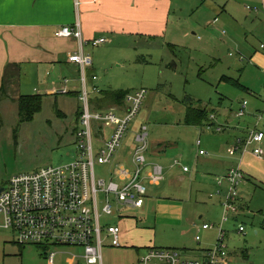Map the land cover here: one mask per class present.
Returning a JSON list of instances; mask_svg holds the SVG:
<instances>
[{
	"label": "rangeland",
	"instance_id": "rangeland-1",
	"mask_svg": "<svg viewBox=\"0 0 264 264\" xmlns=\"http://www.w3.org/2000/svg\"><path fill=\"white\" fill-rule=\"evenodd\" d=\"M206 1L172 0L168 31L163 36L107 35V43L88 48L98 72L96 82L102 88L129 92L147 90L141 111L129 124L123 152L116 155L115 165L97 164V179L109 180L110 170L115 173L116 164L127 165L142 125L148 128L149 158L165 167L166 176L160 184L145 182L148 192L142 209L122 205L115 196L111 197L115 213L104 216L102 222L119 224L123 231L122 246H113L106 238L104 264H139L140 255L151 248L177 249L185 258L195 260L200 255L193 249L202 248L204 244L213 247L223 209L218 199L210 197L215 178H211L212 182L204 178L207 175L202 172V164L211 155L230 157L229 148L236 144L237 137L243 136L248 128L251 132L263 126L260 124L264 119L260 120L258 113L256 116L250 113L257 95L264 94V67L262 70L253 59L255 54H264L261 49L264 31L262 20L254 10L255 4L250 1L242 3L243 20L240 24L230 20L237 25L232 30L223 24L225 20L220 15L221 34H216L214 48L206 44L212 43L208 32L197 24L200 16L205 20L208 18L203 13ZM223 34H227L226 37L236 35L240 47L222 41ZM242 55L245 56L243 60ZM246 55L253 58H246ZM27 70L24 67L21 73L26 79ZM91 77L88 68V84ZM227 77L241 82L249 90L224 80ZM37 83L26 89L25 86L23 94H33L34 87L38 86L40 93L44 92L41 84ZM59 95L45 96L42 111L32 122L24 123L20 122L17 104L3 98L0 106V185H7L15 175L61 165L76 157V112L80 105L75 97ZM246 101L248 105L244 108ZM191 105L208 107L214 120L202 125L187 124L186 110ZM62 109L66 115H60ZM241 109L246 111L243 116L238 115ZM262 115L264 117V112ZM198 140H202V147L197 145ZM261 147L264 150V145ZM201 148L208 153L200 154ZM262 156L264 158V154ZM253 157L248 155L246 163L252 162ZM176 160L188 164L192 172H183L182 168L174 165ZM255 166L260 168L261 164ZM242 167L251 182L241 185L244 204L239 203L240 213L225 224L226 242L232 253L230 264L245 263L241 254L237 255L235 251H264V168L258 172L260 180H257L249 176L251 174L245 165ZM225 184L222 186L224 191ZM99 197L102 206L105 196L101 194ZM204 223L217 226L201 232L202 243H198L197 228ZM241 224L246 228L244 233L238 232ZM251 237L252 242L249 241ZM75 262V259L62 254L58 256L57 264ZM0 264H48L45 248L21 244L11 230L3 227L2 214Z\"/></svg>",
	"mask_w": 264,
	"mask_h": 264
},
{
	"label": "built area",
	"instance_id": "built-area-1",
	"mask_svg": "<svg viewBox=\"0 0 264 264\" xmlns=\"http://www.w3.org/2000/svg\"><path fill=\"white\" fill-rule=\"evenodd\" d=\"M56 35L76 37L82 43L81 50L70 55V61L80 69L83 86L79 95L82 115L76 130V157L61 165L13 176L0 194V214L3 216V227L11 230L21 244L45 248L48 264H57L58 256L62 254L75 259L76 264H104L106 238L111 240L113 246H122V228L117 224L102 222L104 216L115 213L111 197L115 196L122 205L142 208L147 197L145 182L160 184L165 180V167L148 161L147 153L151 145L148 128L142 125L135 137L136 146L131 151V166L116 164L115 173L110 170L109 180L97 179V164L115 165V157L124 144L129 124L141 111L147 90L141 89L127 95L128 108L122 116L114 108L106 111L94 109L87 78L93 57L85 52L83 46H97L107 39L85 40L80 22L75 26L62 27ZM261 46L264 49V44ZM65 81L68 83L69 79ZM69 91L64 87L56 92L68 94ZM94 92L100 93L101 90L94 88ZM247 105L248 102H244V108ZM245 114V109L238 113L239 116ZM263 142L264 131L254 129L245 141L239 140L237 145L229 148V153H244L255 144V154L262 155ZM201 143L198 140V144ZM200 153L205 154L206 151L201 150ZM174 165L182 163L176 160ZM182 166L184 171L190 170L189 166ZM245 179L240 167L231 168L226 176L219 179L217 191L212 196L221 198L223 213L216 243L206 250L203 259H187L177 249L151 248L140 256L139 264H230L225 224L241 211L240 189ZM225 182L228 187L226 191L222 189ZM101 194L105 196L102 206ZM216 226L204 223L202 228L211 230ZM238 230L244 233L246 228L241 224ZM196 239L200 241L201 235H197Z\"/></svg>",
	"mask_w": 264,
	"mask_h": 264
},
{
	"label": "crops",
	"instance_id": "crops-1",
	"mask_svg": "<svg viewBox=\"0 0 264 264\" xmlns=\"http://www.w3.org/2000/svg\"><path fill=\"white\" fill-rule=\"evenodd\" d=\"M244 1H250L255 4L254 10L257 11L256 14L259 15V20H262L261 28L262 31H264V0H208L206 1L204 12L201 11L204 15H207L208 18L205 20L200 16V21L197 23L209 34V41H212V43L209 42L206 44L212 45L214 48L216 47V45H214L217 43L215 36L217 33H220L219 30L222 27L218 24L221 21L220 15H223L222 20H225L223 24L231 28V30L233 26L237 25L233 24L230 20H234L237 24H240V21L243 20L240 7ZM171 9L172 0H0V92L3 83L7 80V83H9L8 92L11 97L15 98L23 94L22 89L25 86L26 89L29 85L32 83L35 84L36 82H38V85L41 84L40 87H42V91L44 92L40 93L41 88L38 86V88L34 87V91L38 93H32L50 97L59 95L56 91L67 87L70 90L69 93L61 95L75 97L81 106L79 101V95L83 88L81 72L79 67L70 61V55L80 51L82 43L76 37L57 36L56 32L64 26H75L77 22H80L83 38L87 41H92L101 37H105L108 41L107 35L115 36L116 34L163 36L168 31L169 12H171ZM195 34L196 32H194V35ZM227 34L223 35L226 37ZM225 37L222 41L225 43L227 41L232 42L240 47L236 42L239 41L236 35L231 34ZM107 41L105 43H107ZM90 46L91 45L83 46L85 52H88ZM244 48L250 49V47L246 46H244ZM261 49L264 50L262 46ZM242 56L241 59L243 60L245 56H243L244 58H242ZM254 56L255 58H252L256 59L261 66L257 64L261 68L264 67V54L258 53ZM248 57L250 56L246 55V58ZM252 58L250 57V59ZM11 66L13 69H17L19 66L20 75L13 76L11 74L7 77V73L5 72L7 68ZM24 67L28 69L27 79L21 76ZM89 70H91L92 77L88 87L90 91H92V98L98 100L97 103H99L97 104L95 102L93 105L94 109L106 111L114 108L119 115H124L128 108L126 101L123 103H114L111 100L100 101L99 98L101 94L94 92V88H98L102 92L105 90L115 92L126 90L102 88L101 84L97 83L96 79H94V76L98 78V72L95 68L94 61ZM47 74L49 75L48 78ZM66 78L69 79L68 83L65 81ZM241 85L245 87V90H249V88L242 83ZM10 103L13 104L12 101ZM253 103L254 106L250 113L255 116L258 113V115H260V120L264 119L262 115L264 112V94L257 95ZM61 111L66 115L63 109ZM212 116L213 113L210 118H212ZM76 125H79V123L76 122ZM260 125L263 126L254 129L264 131V123ZM249 129L250 128L247 129V132L244 133L243 136L237 137L235 145L238 144L239 140L245 141L248 138L250 134ZM197 145L202 147L203 142L201 145L198 143ZM261 145H264V142ZM126 146L129 147L128 145ZM161 146L159 147V151ZM256 146L255 144L252 145L250 149L244 153L237 152L235 154L237 156L234 158L231 156L235 155H231L230 157L211 155L210 158L202 164V172L208 176L204 178L210 179L211 182V178H215L214 187H211L210 190V197L212 199H218L220 205L221 198L214 197L212 194L217 191L219 179L224 174L226 175L231 168L236 167L235 165L239 164L238 167L242 170V166L245 165V169L251 174L249 176H253V178L260 180L257 176L258 172L261 171V167L264 168V158L262 156L264 153L262 155L255 154L254 150ZM124 148L125 146L123 144L120 151L123 152ZM201 150L205 149L201 148ZM131 151L127 163L129 166H131ZM164 151L165 150H162L161 152ZM150 152L151 146L147 153V157L150 163H155L149 158ZM155 152H158V149ZM207 153L208 151H206L205 154ZM248 155L254 156V159L249 164L245 161ZM260 164V168L255 166ZM182 165L184 164L182 163ZM182 165H178V167L182 168L183 172H192V167H189V171H184ZM185 165L189 166L188 164ZM167 168L169 167L167 166ZM194 176L195 174H193V177ZM245 176L246 179L244 183L248 185L251 180L248 179L247 172H245ZM225 185V189L227 190V184ZM146 201L147 197L144 206L146 205ZM243 202L244 198L241 192V205L244 204ZM144 206L142 208H144ZM197 229L198 235L203 231H209L204 230L202 226ZM201 241L202 239L198 241V243ZM249 241L252 242L253 238L251 237ZM209 248H211L209 245L204 244L202 248L193 250L200 255L199 259H203L206 250ZM235 254H241V257L245 260L243 264H264V251L260 250V252H256L247 249L241 252L235 251ZM231 256L232 253L230 251V257ZM195 260L198 259L196 258ZM230 262L232 263L231 259Z\"/></svg>",
	"mask_w": 264,
	"mask_h": 264
},
{
	"label": "trees",
	"instance_id": "trees-1",
	"mask_svg": "<svg viewBox=\"0 0 264 264\" xmlns=\"http://www.w3.org/2000/svg\"><path fill=\"white\" fill-rule=\"evenodd\" d=\"M17 67V66H16ZM7 77L8 75H20V68L18 66L17 69H13L12 66L7 68L6 72ZM6 77V78H7ZM224 80L231 82L233 85H236L238 87H243L240 82L232 79V78H224ZM8 81V80H7ZM5 81L3 83L1 92H0V103L2 102L3 98H9L13 103L17 104V109L19 112V116L21 117L20 122H32L35 119V116L42 111L43 105H44V98L45 95L41 94H32V95H19L17 98L10 97V94L8 92V86L9 83ZM245 88V87H243ZM102 92V91H101ZM101 94V97L99 98L100 101H113L114 103H123L126 101V97L129 94V91H109L105 90ZM57 96V95H54ZM53 97V96H51ZM98 100L92 98L93 105L95 102L97 103ZM99 104V103H97ZM60 115L62 114L61 111ZM211 113V111H210ZM77 122L80 123V118L82 115V108L81 106L77 109ZM211 115V114H210ZM209 115V108L208 107H195L194 105L188 106L186 110V123L191 125H202L203 123L207 121L214 120V118H210ZM211 124V122H209ZM77 128V127H76ZM77 130V129H76ZM226 191V190H225Z\"/></svg>",
	"mask_w": 264,
	"mask_h": 264
},
{
	"label": "water",
	"instance_id": "water-1",
	"mask_svg": "<svg viewBox=\"0 0 264 264\" xmlns=\"http://www.w3.org/2000/svg\"><path fill=\"white\" fill-rule=\"evenodd\" d=\"M7 188V185H0V194Z\"/></svg>",
	"mask_w": 264,
	"mask_h": 264
}]
</instances>
